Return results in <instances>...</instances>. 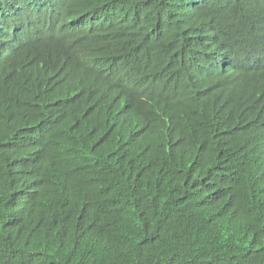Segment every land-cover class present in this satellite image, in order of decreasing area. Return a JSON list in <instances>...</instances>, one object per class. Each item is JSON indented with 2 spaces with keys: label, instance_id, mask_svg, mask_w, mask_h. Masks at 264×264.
I'll use <instances>...</instances> for the list:
<instances>
[{
  "label": "trees",
  "instance_id": "obj_1",
  "mask_svg": "<svg viewBox=\"0 0 264 264\" xmlns=\"http://www.w3.org/2000/svg\"><path fill=\"white\" fill-rule=\"evenodd\" d=\"M0 264H264V0H0Z\"/></svg>",
  "mask_w": 264,
  "mask_h": 264
}]
</instances>
